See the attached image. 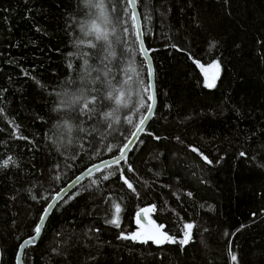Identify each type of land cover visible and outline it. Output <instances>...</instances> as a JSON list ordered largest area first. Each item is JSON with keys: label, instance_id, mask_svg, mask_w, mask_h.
<instances>
[{"label": "trees", "instance_id": "trees-1", "mask_svg": "<svg viewBox=\"0 0 264 264\" xmlns=\"http://www.w3.org/2000/svg\"><path fill=\"white\" fill-rule=\"evenodd\" d=\"M135 1L154 68V117L127 162L92 174L56 206L23 264H231L229 244L239 264H264V0ZM94 2L0 0V165L14 162L0 166V264H16L53 196L116 156L147 113L130 8L104 0L107 39L98 40L84 31L101 17ZM215 62L208 88L198 64ZM80 88L97 97L94 111L60 104ZM112 92L124 93L120 105ZM117 204L119 227L108 223ZM153 206L150 220L177 240L193 225L187 245L119 238Z\"/></svg>", "mask_w": 264, "mask_h": 264}, {"label": "snow or ice", "instance_id": "snow-or-ice-1", "mask_svg": "<svg viewBox=\"0 0 264 264\" xmlns=\"http://www.w3.org/2000/svg\"><path fill=\"white\" fill-rule=\"evenodd\" d=\"M134 4H135V0H126L125 3V8H131L134 9ZM89 7H96L99 8L101 10V17L98 18L96 21H93L91 23L90 26H86V28L84 29V31L86 32L87 35L89 36H95L96 39L98 40H106L107 39V33L103 30L104 26L108 23L109 18L105 15H103V10H104V0H96V2L94 3H90ZM112 11H116L115 8H112ZM125 13L123 11H121L120 15H124ZM120 15H118L115 19L116 22L118 23L120 21ZM131 19L135 20L136 19V15H135V11L133 10L131 12ZM89 46H95V44H89ZM195 62V61H194ZM199 67L201 68V71L204 72L205 75V81H204V86L208 87V88H213L215 87V80L217 79V75L216 73L219 72V68L220 65L218 62L212 63L211 64V68L216 70L215 73H213V75L211 77H209V73L208 70L204 68V66L201 64L199 65ZM153 72L152 69L149 68L148 70V76L152 77ZM148 89H152L153 85L151 82H149V84L147 85ZM124 95L123 92L120 93H109L108 94V98L110 100H114L115 103L117 105L121 104V97ZM97 97L92 96V97H88L85 95V90L83 88H80V90L78 92L74 91L72 93H65L64 94V98L60 101V104L64 106V108H66L67 110H69L70 112H75V113H79V112H90V111H94V109L89 108V104H94L96 101ZM148 99L153 101V104L150 105L147 109V115L143 116L140 120H139V124L135 126V131L132 133L133 137H137L138 138V134L140 132H142L144 130L143 126L145 125L146 121L148 119L151 118L152 112H153V106L155 103V97H154V93L150 94L148 96ZM106 115H110V114H106ZM68 133H71L73 131V125L67 121H65L62 125H61ZM19 138V137H18ZM27 139V138H24ZM156 139H160L159 137H156ZM134 143V141L132 139H129L127 141V143L123 144L119 150V155L115 158V160L113 161V163L115 164H119V162L121 160L127 162V151H130L131 148L129 147L130 145H132ZM109 151H111V149H109ZM193 152H198V149L193 148L192 149ZM202 155V154H201ZM241 155H244V153H241ZM203 159H205L207 161V157H203ZM208 163H211V161H207ZM10 163H14L12 161L11 157H8L6 159L3 160L2 162V167L7 168L8 165ZM106 164L108 162H105ZM98 167V166H97ZM88 171L90 172L91 169H88ZM128 171L131 172L133 171V168L131 167V165L128 166ZM102 179L104 180H108L109 176L108 175H104L102 177ZM121 180L123 182L124 185L127 186L128 189L132 190L133 192H136V189L134 187V185L130 182V180L128 178H126L123 174V171H121ZM93 183H97V181H93ZM75 184V182H73L72 185H69L68 187L71 188L73 187ZM63 191V190H61ZM75 195H79V193H75L73 197L71 198H75ZM189 195H191L189 193ZM57 196H59V193L57 194ZM54 200L56 199L55 197L53 198ZM54 203L50 202L44 209V212L38 222V224L34 227V235L26 238L25 240H23L18 248V256H17V261L16 264H22L21 261V255H23L24 253V249L28 246H34L36 241L40 238L41 232H42V228L41 225L44 224V217H46L48 214H50V210L54 207ZM121 209L119 204L115 205V213L116 215L110 219L108 221V223L114 225L115 227H119V213H120ZM155 211V207H151V208H144L142 209V213L144 214V218L148 219L147 214L149 212ZM255 216V213L253 214ZM141 222V214L138 213L137 214V224H140ZM150 223H153V228L149 231H137L132 233L131 235H124L123 233L121 234V236L119 238L121 239H126V240H132V241H136V242H140V243H148L149 241H152L156 244H161L164 242L167 243H179L182 247L187 245L191 239V229L193 228V225L191 223H186L184 224V229H186V231L183 234V238L177 240L175 237L170 236L164 232L161 231L162 226H156L154 225V222L149 221ZM19 239V238H18ZM229 256H230V261L231 264H239L238 262V255L236 253H234L232 251L231 248V244H229Z\"/></svg>", "mask_w": 264, "mask_h": 264}, {"label": "water", "instance_id": "water-1", "mask_svg": "<svg viewBox=\"0 0 264 264\" xmlns=\"http://www.w3.org/2000/svg\"><path fill=\"white\" fill-rule=\"evenodd\" d=\"M135 11V15H136V19L134 20V25H135V30H136V36H137V41H138V45H139V48H140V52L142 54V57L146 63V67H147V72L149 70V68L152 69V72H153V75L152 77H149L148 76V84L149 82L152 83L153 85V88L152 89H149V94H153L154 93V97H155V103H154V106H153V112H152V115H151V118L148 119L145 123V125L143 126L144 130L142 132H140L138 134V138L137 137H133L131 135V137L129 139H132L134 141V143L132 145H130L129 147L131 148L130 151H127V157L128 155L130 154V152L132 151L133 147L135 146V144L137 143L139 137L141 136V134L147 129L149 123L151 122V120L153 119L154 117V114H155V111H156V107H157V97H156V87H155V78H154V68H153V63H152V60H151V57H150V53L148 52V50L146 49L145 47V44H144V40H143V32H142V24H141V19H140V15H139V12H138V9H137V5H136V1H135V4H134V9H131L130 8V11ZM153 104V101L150 100V105ZM147 115V113L145 114ZM119 155V153L114 156V157H111V158H108V159H105L103 161H100L90 167H88L86 170H84L83 172H81L79 175H77L74 179H72L68 184H66L62 189H60L54 196L53 198L55 197L56 199L54 200L53 198L51 199L50 202L54 203V207L50 210V214H48L46 217H44V224L41 225V228H42V232H41V235H40V238L42 236V233H43V230L45 228V225L47 223V220L49 218V216L51 215V213L53 212V210L56 208V206L66 197L68 196L69 194H71V192L80 184L82 183L84 180H86L89 176H91L92 174L96 173L97 171H100L104 168H108V167H111V166H114V165H118V164H115L113 163V161L115 160V158ZM105 162H108L107 164ZM123 162V160H121L119 162V164H121ZM98 166V167H97ZM88 169H91V171L89 172ZM73 182H75L74 186L69 188L68 186L69 185H72ZM63 190V191H61ZM59 193V196H57V194ZM49 202V203H50ZM48 203V204H49ZM144 209V208H143ZM44 212V211H43ZM140 213L141 214V222L140 224H137V214ZM43 214V213H42ZM42 216V215H41ZM148 216V214H147ZM41 218V217H40ZM40 220V219H39ZM149 221V217L148 219H145L144 218V214L142 213V209L139 210L136 215H135V223L138 227H140L141 231H149L153 228V223H150ZM39 222V221H38ZM152 222V221H151ZM155 225V224H154ZM40 238L36 241L35 245H37V243L39 242ZM34 245V246H35ZM29 247V246H28ZM26 247L24 249V251L28 248ZM19 248V247H18ZM24 254V253H23ZM17 256H18V249H17V254H16V260H15V263L17 261ZM21 261H22V264H23V255H21Z\"/></svg>", "mask_w": 264, "mask_h": 264}, {"label": "rangeland", "instance_id": "rangeland-1", "mask_svg": "<svg viewBox=\"0 0 264 264\" xmlns=\"http://www.w3.org/2000/svg\"><path fill=\"white\" fill-rule=\"evenodd\" d=\"M199 65H201V64H198V68H199V70H200V72H201V74H202L203 81H205V75H204V72L201 71V68L199 67ZM203 66H204V65H203ZM210 66H211V64H209V65H205V66H204V68L208 70L209 77H211V76L213 75V73H215V71H216V70L212 69ZM219 73H220V69H219V72L216 73V75H217V79H218ZM217 79L215 80V83H216ZM149 220H150V218H149ZM154 224H155V223H154ZM137 231H141L140 227H138V230H137ZM137 231H136V232H137Z\"/></svg>", "mask_w": 264, "mask_h": 264}]
</instances>
